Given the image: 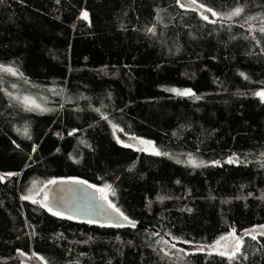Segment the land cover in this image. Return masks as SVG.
Segmentation results:
<instances>
[{"label": "trees", "instance_id": "16d2710c", "mask_svg": "<svg viewBox=\"0 0 264 264\" xmlns=\"http://www.w3.org/2000/svg\"><path fill=\"white\" fill-rule=\"evenodd\" d=\"M181 4L0 2V65L23 74L0 73V264H264V0ZM50 178L106 188L134 226L53 215L31 196Z\"/></svg>", "mask_w": 264, "mask_h": 264}, {"label": "water", "instance_id": "95a60500", "mask_svg": "<svg viewBox=\"0 0 264 264\" xmlns=\"http://www.w3.org/2000/svg\"><path fill=\"white\" fill-rule=\"evenodd\" d=\"M180 2L192 9H198L190 0ZM136 149L141 151L142 147L137 145ZM236 160V159H235ZM46 189L48 200L44 203L52 211L75 218L81 221H90L99 224L110 225H133L134 223L125 220L120 212L97 195V192L86 183H76L77 179L54 180ZM16 258L24 264H43L34 256L16 253Z\"/></svg>", "mask_w": 264, "mask_h": 264}, {"label": "snow or ice", "instance_id": "6c2138e0", "mask_svg": "<svg viewBox=\"0 0 264 264\" xmlns=\"http://www.w3.org/2000/svg\"><path fill=\"white\" fill-rule=\"evenodd\" d=\"M0 2H2V0H0ZM177 2L179 3L180 0H177ZM191 4H196L197 3V0H190ZM185 5L181 4V7H184ZM201 8L204 9V11L206 12H211V15L212 16H218V13L216 11H214L212 8H209V7H206L205 5L201 4L200 5ZM195 10V9H193ZM244 9L241 8V7H237L235 8L231 13L227 14L225 16L226 19H232L233 17H238L240 16L242 13H243ZM87 12H84L82 13V17L84 19H87ZM201 18L204 19V20H209V17L207 15H203V13L201 14ZM251 19H254V18H251ZM211 23H215L216 21H209ZM261 32H264V27H261L259 29ZM149 32H154V29H148ZM0 73H8L12 76H23L22 73H18V71L12 67H5L3 65H0ZM243 75V74H241ZM247 78V77H245ZM27 83V81H25ZM13 87H15V84H13ZM168 91H172L174 93H176L177 95H191V90H184V91H179L177 89H168ZM256 95L258 97L261 98L262 101H264V91H261V92H258L256 93ZM13 99H17L16 97H13ZM21 103H23L24 105V108L26 111H34V110H39V111H49V109H46V108H43L40 104L36 103L35 100H33L32 98L30 97H24L23 100L21 101ZM106 119V117H103ZM114 129H115V125H113ZM24 134L27 136L28 133H27V129H25V132ZM71 134V133H70ZM30 138V137H29ZM125 146H128V145H125ZM35 150V149H34ZM156 155H160L161 153L159 152H156L155 153ZM229 163H232L233 161L232 160H229L228 161ZM189 163L193 164V166H198L196 165L195 161L194 160H191L189 161ZM0 179H2V177H0ZM49 184H55L56 181H49L48 182ZM76 183H84L83 181H76ZM89 187H92L91 185H89ZM106 187H109V186H106ZM114 194V193H113ZM24 199H28V197H23ZM44 200L45 202L48 200V196L45 195L44 197ZM33 203H37L36 200H33L32 201ZM42 207H47V204L46 203H42L41 204ZM109 207H113L111 204H109ZM49 211H51V209L49 208ZM53 215H57V213L53 212L52 213ZM121 215H123V213H121ZM68 218H71V217H68ZM125 220H127L128 218L127 217H124ZM119 226V225H117ZM134 226V225H133ZM261 227H264V226H261ZM234 236L233 233H230L228 237H221L219 240H217L215 242V245L214 247L217 248V249H220V248H224L225 250L224 251H218L217 254L218 255H221V256H225V255H228V259L229 261H232V260H235L237 258V256L239 254H241V251H242V246H243V241L242 240H238L236 242V245L234 247V250L231 251L230 254H228L227 252V249H228V241L230 240V238H232ZM253 240L256 239V236L255 235H252L251 237ZM165 243H167V241H165ZM185 243H187V241H185ZM174 247V245H173ZM203 250V249H201ZM245 259H247V257L245 256L244 257Z\"/></svg>", "mask_w": 264, "mask_h": 264}, {"label": "rangeland", "instance_id": "374dc122", "mask_svg": "<svg viewBox=\"0 0 264 264\" xmlns=\"http://www.w3.org/2000/svg\"><path fill=\"white\" fill-rule=\"evenodd\" d=\"M261 91H264V90H259L258 92H261ZM30 98H32V97H30ZM32 99L35 100L36 103L40 104L43 108H46L44 106V104H42L40 101L36 100L35 98H32ZM114 131L116 132V134H115L114 137L117 139V141H120V142H122L124 144L131 145V146H133V145H139L141 147L143 146L146 150H153L152 149L153 147H152L151 143L148 142V141H146V140L138 139V138H132L131 136L122 133L119 128L118 129L117 128L114 129ZM49 181H53V178H50L49 180H46L45 182L41 183L40 185L37 186V188L34 189L32 195H31L32 196V199L40 202L41 204L45 202L44 197H45V195H47L46 194V189L50 185L48 183ZM93 188L97 192V195L99 197L104 198L103 191H106V188H104V187H102V188L93 187ZM263 229H264V227H263ZM262 231L263 230H260V229L257 228V232H262ZM252 233H254V231ZM228 236L229 235H226V236H223V237H228ZM171 243L175 247L178 246L179 248L180 247H183V246H186L185 243H182V242H171ZM234 244H235V238L233 236L228 241V249H227V251H232ZM191 248L195 249L196 247H191ZM212 248L214 250H218V251H224L225 250L224 248H220V249H217L215 247H212ZM30 256L31 255H28V257H30Z\"/></svg>", "mask_w": 264, "mask_h": 264}, {"label": "flooded vegetation", "instance_id": "af4514ba", "mask_svg": "<svg viewBox=\"0 0 264 264\" xmlns=\"http://www.w3.org/2000/svg\"><path fill=\"white\" fill-rule=\"evenodd\" d=\"M133 146L136 148L137 145H133ZM143 150H146V149L142 146L141 151H143Z\"/></svg>", "mask_w": 264, "mask_h": 264}]
</instances>
